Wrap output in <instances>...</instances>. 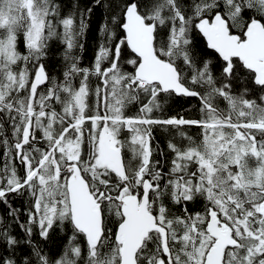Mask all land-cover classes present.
<instances>
[{"label":"snow or ice","instance_id":"1","mask_svg":"<svg viewBox=\"0 0 264 264\" xmlns=\"http://www.w3.org/2000/svg\"><path fill=\"white\" fill-rule=\"evenodd\" d=\"M0 156V264H264V0H0Z\"/></svg>","mask_w":264,"mask_h":264},{"label":"trees","instance_id":"2","mask_svg":"<svg viewBox=\"0 0 264 264\" xmlns=\"http://www.w3.org/2000/svg\"><path fill=\"white\" fill-rule=\"evenodd\" d=\"M93 29H95V24L93 25ZM95 44V40L93 38L92 35L89 36V39H88V43L86 45V51H85V60H87L88 58L91 57L92 55V51H93V46ZM211 51V50H209ZM55 59L53 61V66L55 67ZM180 103L183 104L184 108L185 109H191L195 104H196V100L195 99H189V100H185V101H181ZM177 107V106H174V108ZM155 135L157 137V139H162V132L161 130L157 129L156 132H155ZM0 163H2V156H0Z\"/></svg>","mask_w":264,"mask_h":264}]
</instances>
